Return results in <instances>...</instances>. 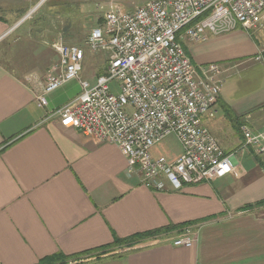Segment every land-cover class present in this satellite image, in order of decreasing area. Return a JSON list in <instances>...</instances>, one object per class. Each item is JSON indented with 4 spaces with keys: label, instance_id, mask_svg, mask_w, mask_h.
<instances>
[{
    "label": "crops",
    "instance_id": "obj_1",
    "mask_svg": "<svg viewBox=\"0 0 264 264\" xmlns=\"http://www.w3.org/2000/svg\"><path fill=\"white\" fill-rule=\"evenodd\" d=\"M44 1L0 0V264H36L56 252L96 250L144 232L149 233L82 264H264V203H258L264 200V153L245 146L241 129L246 124L264 130V38L240 26L183 41L195 65L222 66L214 116L222 112L230 124L223 131L218 122L206 126L226 152L237 151L236 168L212 181L156 190L140 174H128L117 144L60 124L55 111L75 98L69 92L75 80L49 93L47 106L38 105L60 54L53 41L29 38L22 50L18 41L29 14ZM51 6L43 19L53 20ZM101 53L98 64L106 56ZM103 65L98 74L82 77L95 82L107 59ZM229 126L234 133L224 131ZM179 224L192 226L194 245L173 244L183 227L157 231Z\"/></svg>",
    "mask_w": 264,
    "mask_h": 264
},
{
    "label": "built area",
    "instance_id": "obj_2",
    "mask_svg": "<svg viewBox=\"0 0 264 264\" xmlns=\"http://www.w3.org/2000/svg\"><path fill=\"white\" fill-rule=\"evenodd\" d=\"M263 10L264 0H147L132 10L113 3L86 39L94 52L106 54V71L94 83L83 78L85 49L57 39L52 45L60 59L48 71L38 105L47 106L49 93L78 80L81 93L55 111L60 124L117 144L128 174H140L146 186L177 190L224 177L236 168L235 152H226L202 120L215 115L223 69L216 62L195 65L183 41L254 28ZM241 129L245 146L264 153V130ZM171 135L181 153L155 157L152 148ZM182 230L173 244L194 245L192 226Z\"/></svg>",
    "mask_w": 264,
    "mask_h": 264
},
{
    "label": "rangeland",
    "instance_id": "obj_3",
    "mask_svg": "<svg viewBox=\"0 0 264 264\" xmlns=\"http://www.w3.org/2000/svg\"><path fill=\"white\" fill-rule=\"evenodd\" d=\"M146 1L147 0H45L38 9L36 8L32 13L29 14L26 22H24L27 32L25 31V34H23L24 38L18 41V43L20 42L21 44L18 49H27L28 42L30 41L29 38H31V41H33L34 43H45L46 45H48L47 43L50 44L52 41H54V39L56 40L58 37H60L64 42L68 44H77L85 49L87 56L81 74L86 76L94 73V75H96L100 70L103 69V64H106L107 58L106 56H102L104 59L102 58L103 61L98 64L96 59L99 57L100 52L95 53L86 43V39L88 34L90 33L91 28L95 25L101 24L103 8L107 6L109 7L114 3L119 4L126 10H132L136 6L143 4ZM50 5H52V8L54 7V10H52L53 12L50 11L48 13L50 15L51 13L54 14V16L52 17L53 20L51 21V18H47L48 20L43 19L44 14L43 16L41 14L42 11L48 9ZM53 5H56V7ZM56 8L57 11L54 12ZM42 20L45 21L42 22ZM35 21L39 25L36 27V25L34 24V28L31 25L32 22ZM259 21L260 22L258 26L252 28L251 32L254 33V35H256L258 39H262L264 38V10L260 14ZM25 38L28 39L26 40ZM46 45L44 46L47 47ZM30 53L28 55H30ZM45 53L47 57V53L49 52ZM101 54L104 55L105 53L102 52ZM28 58L29 57H27V59ZM30 61L33 62L32 59ZM30 61H28L29 64L31 63ZM15 64L16 63L12 61L8 62V65H10L11 67H14ZM81 89L82 88L79 81L75 80L70 84L69 92L76 97L81 93ZM202 120L205 125H208V122L210 121L209 127L212 122L220 123L217 129H220L222 131L225 125L230 124L226 119L223 118L222 112H219L217 116L214 117L204 115L202 116ZM224 131L234 133V130L230 126ZM181 150V144L172 135L164 138L152 148V152L155 157L165 155L168 158L179 154ZM234 152L237 153V151ZM240 153L241 151L238 152V154Z\"/></svg>",
    "mask_w": 264,
    "mask_h": 264
},
{
    "label": "trees",
    "instance_id": "obj_4",
    "mask_svg": "<svg viewBox=\"0 0 264 264\" xmlns=\"http://www.w3.org/2000/svg\"><path fill=\"white\" fill-rule=\"evenodd\" d=\"M258 203H264V200H261ZM183 225L180 224L169 225L168 227H164L157 231L163 230L170 232L179 227L180 229H182ZM148 233L149 232L137 233L128 238H116L112 244L113 246H106V247L103 246L96 250H86L74 254H65L62 252H56L51 255L42 257L36 264H82L84 263L87 257H92V256L100 257L101 253H106L107 251L111 250L113 247L126 246L128 244H131L133 240H138L139 238L146 236Z\"/></svg>",
    "mask_w": 264,
    "mask_h": 264
}]
</instances>
